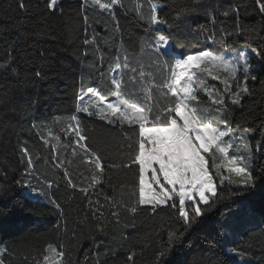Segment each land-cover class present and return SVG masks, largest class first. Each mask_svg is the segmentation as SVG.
Here are the masks:
<instances>
[{
	"label": "snow or ice",
	"instance_id": "obj_1",
	"mask_svg": "<svg viewBox=\"0 0 264 264\" xmlns=\"http://www.w3.org/2000/svg\"><path fill=\"white\" fill-rule=\"evenodd\" d=\"M80 2L84 11L80 55L90 59L82 61L85 68L80 73L77 108L67 118L64 131L71 130L69 143L61 154L51 157L55 161L54 168L62 169L65 188L73 193L77 190L67 166L71 160L63 158L69 150L71 156L79 155L74 145L85 154L81 162L90 160L95 169L92 180L100 183L97 174H103L105 166L101 163V156L85 143L89 140L85 121L92 118L104 121L122 134L121 162L119 165L112 163L110 167H122L133 173L136 206L130 211L135 213L139 206L150 205L151 212L158 214L167 207L175 210L183 227L182 232L168 233V243L154 254V264H162V258L174 245L189 243L190 238L184 239L185 233H194L201 225L213 220L210 213L217 205H220L221 218L214 219L213 233L209 236L219 246L221 254L229 257L219 264H251V252L248 248H241L236 238L247 234L241 228L255 218L256 208L250 197H254L258 190L264 206V121L259 128L234 123L229 119V105H241L245 95L252 96L247 82L256 81L258 73L261 74L259 82L264 84V29L257 32L243 25L238 6H224L223 11H219L220 5L209 4L199 12V4L191 9L179 6L180 10L169 22L160 16L165 5L147 0L145 8L139 0H130L134 19L137 23L142 22L143 35L137 36L124 30L116 15L118 9L125 10V0H91V7L88 6L89 0ZM58 4L59 0H47V11L63 15L64 9ZM19 7H26L22 0ZM259 7L264 12V3ZM90 11H99L111 21L112 28L105 29L107 35H99L94 28L89 34ZM189 13L204 15L209 21L208 27L190 28L186 34L195 44L182 42L169 31L174 25L182 27L177 21ZM220 16L224 21L218 23ZM228 20L232 21L231 27L225 23ZM241 38H245L244 46L234 47ZM250 38H257L259 45L252 47L248 43ZM201 43L204 47L194 54L177 50L178 46L183 49ZM113 48L116 49L114 55L108 56L105 49L111 51ZM0 67L17 72V68L8 62ZM35 75L42 78L39 72ZM208 77L219 81L223 91L214 84H207ZM85 78L95 79L96 84L85 87ZM61 119L56 117L55 122ZM32 127L37 128V125ZM48 134L51 135L50 129ZM40 139L48 143L43 134ZM53 139L59 142L58 136ZM19 160L22 167L15 171L0 168V180L25 189L24 199L30 201L31 206L21 205V210L29 212V218L42 214L38 205L51 206L63 214L61 197L57 195L60 177L50 179L37 172V161L47 164L48 158L41 160L37 152L34 159L25 140L20 147ZM209 160L215 175L209 171ZM9 172H12L11 180ZM257 176L260 177L259 189ZM217 183L222 186L220 195H217ZM232 185L236 186L235 190ZM89 187L78 190L87 197ZM225 192L229 195L225 196ZM240 196L245 198L236 199ZM105 200L111 201V198L105 197ZM226 200L231 203H225ZM111 203L122 206L115 201ZM111 214L116 217L118 212ZM7 215L0 211V217ZM260 225L264 226V211L261 212ZM58 247L59 251L48 244L41 259L35 260L34 264H71L65 260L64 246L60 244ZM7 254L8 247H0V264H5ZM134 255L132 253L127 259L131 261ZM190 264H202V261L194 257ZM260 264H264V257Z\"/></svg>",
	"mask_w": 264,
	"mask_h": 264
},
{
	"label": "trees",
	"instance_id": "obj_2",
	"mask_svg": "<svg viewBox=\"0 0 264 264\" xmlns=\"http://www.w3.org/2000/svg\"><path fill=\"white\" fill-rule=\"evenodd\" d=\"M22 2L26 5L23 9L19 7L21 0H0V66L8 62L17 68V72L12 73L10 69L0 67V168L15 171L22 167L19 160L20 147L26 140L34 159L37 152L41 160L48 158L47 164L37 161L38 174L50 179L60 177L57 195L61 197L59 202L64 211L60 214L51 206L38 205L42 214L29 218L30 213L20 208L21 205L31 206V202L24 199L25 189L0 180V211L8 213L6 217H0V247L6 246L9 249L5 264H34L35 260L41 259L48 244H52L57 251L60 250L58 245L62 244L66 252L65 260L71 261V264H154V254L167 245L168 233L182 232L183 227L176 218L175 210L167 207L164 211H158V214L151 212L150 205L139 206L135 213L130 211L131 207L136 206L133 173L122 167H110L112 163L119 165L121 162L120 145L124 141L119 129L95 118L85 121L89 135V140L85 143L101 156V163L105 166L104 173L97 174L100 183L92 180L95 169L90 160L84 159V162H81L85 154L78 146L74 145L79 155L71 156L70 150L63 154L65 160H71V164L67 166L70 178L77 184L74 193L65 188L62 169L54 168L55 161L51 159L53 154H61L64 146L69 143L71 130H64L67 128V118L74 114L77 108L80 73L85 68L82 61L90 59L80 55L84 36V11L80 0H59L58 6L64 9L63 15L59 12H48L47 0ZM139 2L147 8V0ZM152 2L165 5L160 16L169 22L180 10L179 6L191 9L199 4L201 8L198 12L209 4L220 5L219 11H223L224 6H238L240 22L243 25L254 28L257 32L264 29V12L259 7L264 0ZM125 5L124 11L118 9L116 13L120 24L129 33L143 35L140 28L142 22L137 23L134 19L130 0H125ZM88 6L91 7V0ZM88 15L89 34L94 28L99 35H107L105 29L112 28L111 21L99 11H90ZM92 20L95 22L92 23ZM220 21H224L223 16H220L218 23ZM225 23L228 27L232 26L231 20ZM177 24L182 27L177 28L174 25L169 31L184 42L192 41V37L186 35L190 28L208 27L209 21L204 15L189 13L177 21ZM192 43L195 44L194 41ZM248 43L255 48L259 45V40L250 38ZM244 44L245 38H241L236 41L234 47H243ZM202 47L204 45L201 43L183 49L178 46L177 50L194 54ZM115 51V48L111 51L105 49L108 56L114 55ZM37 72L42 78L35 75ZM260 75L257 74L256 81L247 82L252 92L251 97L245 95L241 105H229L230 121L239 122L241 126L247 124L257 128L261 121H264V84L259 82ZM205 82L223 89V86L211 77ZM83 83L87 87L89 84H96V80L85 78ZM56 117L62 118L60 122H55ZM34 124L37 128L32 127ZM49 129L51 135L48 134ZM41 134L48 141L47 144L40 139ZM57 136L59 142L53 139ZM211 170L215 175L212 166ZM8 175L11 180L12 172ZM105 176L108 179H104ZM90 185L93 186L89 187ZM257 185L259 189V176ZM81 187H89L87 197L79 192ZM235 187L232 185L233 190ZM221 191L222 186L217 183V195H220ZM224 195L228 196L229 193L225 192ZM105 197L122 206L116 207L111 201H106ZM244 198L240 196L236 199ZM250 199L256 208L255 218L241 228V231L247 234L236 239L241 248H248L251 252V264H260L261 258L264 257V226L260 225L264 206L261 204L260 191ZM96 201H99V204ZM225 203L231 201L226 200ZM219 208L220 205H217L210 213L214 219L221 218ZM113 211L118 212L116 217L111 214ZM214 219L201 225L194 233H185L184 239L190 238V242L174 245L171 252L162 258V264H190L194 257L201 260L202 264H219L220 261L228 260L229 257L221 254V249L209 236L213 233ZM132 253L135 255L129 261L127 257ZM49 255L54 256V253ZM55 259L60 260L59 257Z\"/></svg>",
	"mask_w": 264,
	"mask_h": 264
},
{
	"label": "rangeland",
	"instance_id": "obj_3",
	"mask_svg": "<svg viewBox=\"0 0 264 264\" xmlns=\"http://www.w3.org/2000/svg\"><path fill=\"white\" fill-rule=\"evenodd\" d=\"M215 81H217V80H215ZM219 84H220V82L219 81H217ZM229 83H230V80H229ZM218 89V88H217ZM221 91H223V89H220ZM210 103V102H209ZM208 164H209V171L210 172H212V170H211V166H212V162H211V160H209L208 161ZM212 169L214 170V168L212 167ZM214 175V174H213ZM146 195H147V193H146ZM251 220H254V219H251Z\"/></svg>",
	"mask_w": 264,
	"mask_h": 264
}]
</instances>
